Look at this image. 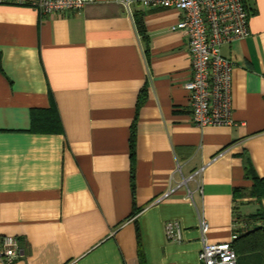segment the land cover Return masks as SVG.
I'll use <instances>...</instances> for the list:
<instances>
[{
  "label": "crops",
  "instance_id": "obj_1",
  "mask_svg": "<svg viewBox=\"0 0 264 264\" xmlns=\"http://www.w3.org/2000/svg\"><path fill=\"white\" fill-rule=\"evenodd\" d=\"M246 4L249 34L222 46L234 124L199 127L187 41L171 28L179 10L134 0L131 16L94 0L42 15L0 0V237L18 238L12 264H140L139 250L145 264H197L203 236L230 241L238 215L264 225L246 174L264 179V0ZM173 219L179 242L165 235Z\"/></svg>",
  "mask_w": 264,
  "mask_h": 264
},
{
  "label": "built area",
  "instance_id": "obj_2",
  "mask_svg": "<svg viewBox=\"0 0 264 264\" xmlns=\"http://www.w3.org/2000/svg\"><path fill=\"white\" fill-rule=\"evenodd\" d=\"M94 0H10L11 3L29 6L42 15L77 11ZM132 16L134 0H118ZM147 9L175 8L180 18L172 25L184 34L191 63V77L185 81L190 120L199 127L231 126L234 124L232 107L233 62L222 53V46L249 34L250 13L246 0H138ZM181 166L177 164L176 171ZM197 174V173H195ZM183 177L181 184L193 178ZM173 189H169V195ZM201 192V187L198 188ZM188 197L193 193L188 189ZM199 227L204 234L208 223L200 218ZM243 224L235 218L231 240L209 242L203 236L197 264H238L237 253L232 245ZM167 240L179 242L183 238L180 221L173 219L165 223ZM16 236L0 237V259L12 264L20 256Z\"/></svg>",
  "mask_w": 264,
  "mask_h": 264
},
{
  "label": "trees",
  "instance_id": "obj_3",
  "mask_svg": "<svg viewBox=\"0 0 264 264\" xmlns=\"http://www.w3.org/2000/svg\"><path fill=\"white\" fill-rule=\"evenodd\" d=\"M133 16L138 32L141 34L142 38L146 40L145 29L141 17L138 13H133ZM246 174L251 176L254 182L252 187L247 191V195L259 200L264 199V179L257 176L250 166H247ZM131 178L133 179V169L131 171ZM242 190V188H235V195L242 196ZM236 218L240 223L244 222L245 224H249L253 216L243 218L238 215ZM244 223H242L243 227L238 230V237L234 240L244 239L242 242L243 247H241L243 256L239 257L237 262L238 264H264V225H254L250 227L249 225L245 226ZM139 260L140 264H145L141 250H139Z\"/></svg>",
  "mask_w": 264,
  "mask_h": 264
}]
</instances>
